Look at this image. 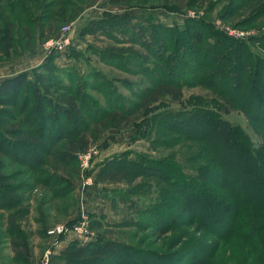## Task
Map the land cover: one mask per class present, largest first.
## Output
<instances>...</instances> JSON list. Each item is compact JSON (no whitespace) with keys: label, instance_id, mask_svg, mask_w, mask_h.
Masks as SVG:
<instances>
[{"label":"rangeland","instance_id":"rangeland-1","mask_svg":"<svg viewBox=\"0 0 264 264\" xmlns=\"http://www.w3.org/2000/svg\"><path fill=\"white\" fill-rule=\"evenodd\" d=\"M227 2L229 0L30 2L35 11L29 19L32 21L28 26L29 32L25 31L27 25L22 21V27H10L8 41L0 42V81L6 76L26 72L27 79L32 82L33 67L41 61L54 65L66 88L55 84L47 85L49 95L56 97L74 113L69 123L64 116L61 117V122L66 127L76 125V118H82L80 131L84 130L88 146L81 149L67 138L59 139L53 150L69 153L73 158L62 160L54 152L47 156L39 154V151L29 145L41 142L32 133L34 130L42 131V127L51 129V121L39 114L36 116L30 115L26 110L19 111L25 88L18 94L16 106L1 107L0 130L5 131L11 141L17 142L13 149L25 151V148L30 147L35 155L32 161H43L41 167L34 170L31 164L20 162L19 158L28 157L27 154L17 155L4 147V150L0 149V178L6 179L0 180V186H14L13 190L3 191L1 194L3 198L9 197L17 203L11 210L0 208V264H40L42 252L52 240L49 230L60 224H67L71 228L61 235L57 244L50 245L51 253L47 264H77L75 258H83L85 255L77 253L70 242L74 240L82 244L86 237L111 238L129 245L118 258H113L123 264L139 263L143 259L141 253H145L146 258L161 255L162 260L155 264H264V228L255 232L251 239L248 236L241 237L248 233L246 227L229 236L217 237L195 224L190 227L183 225L158 235L154 228L155 222L161 221L160 217L171 225L176 220L173 218L175 215L186 217L191 214L190 211L182 210L179 200L174 203L170 199V203L164 204L165 207L162 205L163 209H154L160 198L156 178L141 176L128 166L114 168L106 164L114 158L139 157L142 159L140 162H146V166H154L148 161H158L174 168L176 172L196 173L194 167L197 163L192 160V156L197 151V142L182 138L169 141L168 146L151 144L150 139L156 134L155 129L150 128L151 117L164 110L177 111L199 106L209 108L237 128L252 144V148L260 144L261 137L250 128L244 113L229 107L207 89L200 86L155 84L141 73L105 62L98 54L113 46L132 48L145 55L142 46L127 42L121 25L124 20L114 21L120 25L117 28L111 25L112 19L104 23L97 21L106 18L110 12L133 15L135 18L131 19L130 24L151 16L152 22L174 25L179 29L184 26L185 20L194 18L210 27L211 30L205 29L207 40L210 41H214L215 37L209 32L216 31L236 39H241L238 36L248 35V38H252L264 35V11L256 13L261 1L248 3L230 16L225 12ZM169 6L180 7L181 11H169ZM11 19L13 21V17ZM67 27L69 31L66 30ZM115 38L119 41L116 42ZM254 50L258 51L256 47ZM74 51L78 54L74 55ZM127 54L124 55L128 56ZM132 66L134 67L133 63ZM145 66H151V63H145ZM68 69L74 70L75 74L71 71V76H68ZM96 71L111 81L129 106L133 104L130 112L108 107L103 92L89 87L93 80L91 75ZM158 72L157 69L154 74L159 76ZM79 77L85 85L82 96L79 91L77 96V89L75 90ZM88 100L95 101V105L99 106L93 112L96 115L91 120L83 112L78 114L82 107L88 106L84 103ZM27 101L29 103L32 100ZM42 170L45 173H39ZM170 172L176 176L174 171ZM47 174L59 177L64 182L63 185H54L53 179L44 178ZM232 212L233 208H229L217 214L226 218ZM246 216L247 214H243L240 219L245 222ZM81 222L86 223L89 235L72 230ZM214 223L215 221L211 222ZM11 230L14 231V238L10 236ZM8 232H11L10 235ZM63 240L68 242L64 244L61 242ZM177 241L180 243L174 244ZM134 251L137 252L133 254ZM110 259V264H114L115 261Z\"/></svg>","mask_w":264,"mask_h":264},{"label":"trees","instance_id":"trees-1","mask_svg":"<svg viewBox=\"0 0 264 264\" xmlns=\"http://www.w3.org/2000/svg\"><path fill=\"white\" fill-rule=\"evenodd\" d=\"M31 1L36 0H0V31H2L0 42L8 41L10 27L14 25L22 27V21L27 25L25 31L29 32L30 22H32L29 19L35 11V7L30 5ZM123 1L128 0H111L112 3ZM255 1L256 3L261 1L256 13L264 11V0H229L225 6V12H228L227 16H230L241 7ZM167 9L172 12L181 11L180 7L169 6ZM107 15L106 18L97 21L104 23L112 19L111 25L117 28L120 25L114 21L124 20L121 25L122 29L129 31L128 33L122 31L127 36V42L142 46L145 55L132 48L111 46L106 51L98 53L105 62L127 71L134 70L136 73H141L155 84L165 83L175 87L200 86L207 89L229 107L243 112L248 125L257 136L261 137L262 141L257 147L252 148V144L237 128L209 108L199 106L177 111L164 110L151 117L150 128H154L156 133L155 137L150 139L151 144L168 146L169 141L182 138L197 142L199 146L197 144V151L192 156V160L197 163L194 167L196 173L176 172L174 168H169V165L158 161H148L154 166H146V162H140L142 159L139 157L138 159L114 158L106 164L114 168L128 166L141 176L156 178L160 198L157 201L158 206L154 209H163L167 202L177 203L179 200L181 209L190 211L191 214L186 217L175 215L173 218L176 220L171 225L160 217L161 221L155 222L154 228L158 235L183 225L190 227L195 224L217 237L229 236L246 227L248 233L241 237L248 236V239H251L255 232L264 228V35L241 40L216 31L209 32L215 37L214 41H210L207 40L205 30H211L210 27L205 22L194 18L185 20L184 26L179 29L174 25L166 26L152 22L151 16L130 24L131 19L135 18L133 15L115 12ZM115 40L119 41L117 38ZM254 47L258 51H255ZM125 53H128V56L124 55ZM75 54L78 52L74 51ZM150 59L153 61L149 62ZM145 63H151V66L146 67ZM157 69L159 76L154 74ZM71 71L74 73V70L68 69V76H71L69 73ZM32 72V82L27 79L26 72H18L0 81V111L3 110L1 107L6 105L16 106L17 96L25 88L23 104L19 107V111L26 110L30 115L39 114L40 117L44 116L51 121L49 124L51 129L39 126L43 130H34L32 133L41 142L37 145L32 143L29 145L44 156L54 152L62 160L71 159L73 155L61 150H53V147L59 139L67 138L74 146L85 149L88 141L84 130L80 131L82 127L79 124H82V118H76L77 124H70L67 127L64 122H61L62 116L68 123L72 121L74 113L56 97L49 95L47 85L66 88L54 65L41 61L39 65L32 68ZM91 76L93 80L89 83V87L103 92L104 101L108 107L124 112L131 111L130 107L133 104L129 106L125 97L117 92L110 80L98 71ZM80 78L77 79L78 85L75 88L77 96L85 93V85ZM27 99L32 101L28 103ZM84 103L88 106L82 107L78 114L83 112L84 116L91 120L92 116L96 115L93 112L95 113L99 106L92 100ZM44 110H46L45 113ZM76 114L77 112L75 116ZM171 135L174 137L171 138ZM14 144L16 145L17 142L11 141L7 133L0 130V149H9L17 155L27 154L28 157L19 158L20 162L31 164L34 170L41 167L43 160L32 161L35 156L32 148L16 151L13 149ZM170 171H174L176 176ZM41 172L45 173L43 170L39 171ZM47 175L44 178L53 179L54 185H63L64 182L59 177ZM2 179L6 180L5 177L0 178ZM13 187L9 184L0 186L1 209L11 210L17 204L15 200L9 197L3 198L1 194L3 191L13 190ZM229 208H233L231 216L227 215L225 218L220 213L217 214ZM242 213L247 214L245 222L240 219ZM214 221L215 223L211 224ZM11 232L8 234L11 233L10 236L14 238V231L11 230ZM59 238L62 237L59 236ZM70 243L77 253L85 255L83 258H75L77 264L85 262L110 264V258H118L129 246L111 238H92L82 244L73 240ZM179 243L177 241L174 244ZM128 250L132 252V249L128 248ZM136 252L134 251L133 254ZM149 253L151 252H147ZM140 256H143L142 261L130 264H155L162 260L161 255L146 258V254L141 253ZM11 263L14 261L11 260ZM114 264L123 263L115 261Z\"/></svg>","mask_w":264,"mask_h":264},{"label":"built area","instance_id":"built-area-1","mask_svg":"<svg viewBox=\"0 0 264 264\" xmlns=\"http://www.w3.org/2000/svg\"><path fill=\"white\" fill-rule=\"evenodd\" d=\"M66 30L69 31V27H67ZM63 35H62V37L64 38L65 36H63ZM238 38H241L242 40H247L248 39V35H246V36H238ZM81 214H83V212H81ZM70 228H71V226H68L67 224H60L55 229L49 230V234L52 237L50 245L51 244L52 245L57 244L58 240H59V236H61V235L65 234L66 232H68ZM72 230H74L75 232H79L80 234H84L85 236L89 235V231L86 228V223L85 222H81L80 225H78V223H77L72 228ZM50 245L45 247V249L43 250L40 264H47V262L49 260L50 253H51L50 248H51L52 245L51 246Z\"/></svg>","mask_w":264,"mask_h":264},{"label":"crops","instance_id":"crops-1","mask_svg":"<svg viewBox=\"0 0 264 264\" xmlns=\"http://www.w3.org/2000/svg\"><path fill=\"white\" fill-rule=\"evenodd\" d=\"M2 76H4V75H2ZM7 77V76H6ZM90 238H88V237H86V238H84V240H82L83 241V243L84 242H86L87 240H89ZM62 243H67L68 241L67 240H63V241H61Z\"/></svg>","mask_w":264,"mask_h":264}]
</instances>
